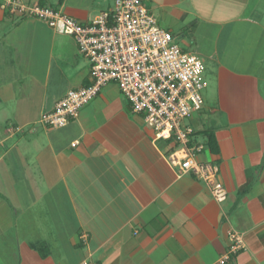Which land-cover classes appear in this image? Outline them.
I'll list each match as a JSON object with an SVG mask.
<instances>
[{"label":"crops","instance_id":"1","mask_svg":"<svg viewBox=\"0 0 264 264\" xmlns=\"http://www.w3.org/2000/svg\"><path fill=\"white\" fill-rule=\"evenodd\" d=\"M19 1L85 23L115 0ZM142 2L203 62V108L185 123L226 201L168 165L172 144L113 84L62 129L41 125L90 83L88 61L44 21L0 8V50L21 83L0 88V264H219L232 229L245 249L225 264H264V0Z\"/></svg>","mask_w":264,"mask_h":264},{"label":"built area","instance_id":"2","mask_svg":"<svg viewBox=\"0 0 264 264\" xmlns=\"http://www.w3.org/2000/svg\"><path fill=\"white\" fill-rule=\"evenodd\" d=\"M0 8L10 15L44 21L54 33L73 39L88 61L90 84L67 91L51 110L40 115L41 125L65 127L104 87L113 84L155 139L172 144L166 153L168 165L180 176L191 173L202 181L217 203L226 201L228 193L218 179L219 169L197 159L204 145L194 141L193 128L185 123L203 108L207 87L203 62L159 26L142 0H115L111 9L85 23L19 0H0ZM228 240L219 264L245 249L243 235L237 230L228 233Z\"/></svg>","mask_w":264,"mask_h":264},{"label":"rangeland","instance_id":"3","mask_svg":"<svg viewBox=\"0 0 264 264\" xmlns=\"http://www.w3.org/2000/svg\"><path fill=\"white\" fill-rule=\"evenodd\" d=\"M8 58H9V54L6 53L5 51L0 50V88H3L1 86H4L6 84H10L11 88L18 89V87L20 86L21 83H19L17 81H13L15 79V74H14L12 69L11 70L9 69V65H8L9 64L8 63L9 60H8ZM75 59H79L80 62L82 61L81 65H83V63L86 64V61L81 56H75ZM4 89H5V91H8L7 87H4ZM6 93H8V92H6ZM122 98L125 99L123 96H122ZM125 101H126V99H125ZM6 111L8 113L10 111V109L7 108ZM9 114H10V112H9ZM78 114H79V112H78ZM195 115L196 114L193 113L192 116H195ZM5 119H6V112L0 106V129H1L2 123L5 121ZM75 119H77V118H75ZM59 129H62V128H59ZM59 129H54V130H59ZM151 132L153 133L152 130H151ZM0 133H1V130H0Z\"/></svg>","mask_w":264,"mask_h":264},{"label":"trees","instance_id":"4","mask_svg":"<svg viewBox=\"0 0 264 264\" xmlns=\"http://www.w3.org/2000/svg\"><path fill=\"white\" fill-rule=\"evenodd\" d=\"M89 84H90V83H89ZM89 84H88V85H89ZM88 85H86V86H88ZM127 104H128V103H127ZM128 106H129V104H128ZM129 107H130V106H129ZM209 141H210V139H209ZM209 141H208V143H209Z\"/></svg>","mask_w":264,"mask_h":264}]
</instances>
